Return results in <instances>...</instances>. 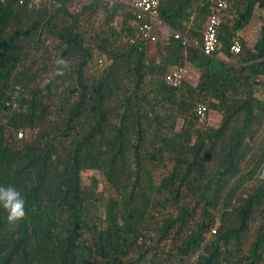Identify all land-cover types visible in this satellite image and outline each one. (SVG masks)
I'll list each match as a JSON object with an SVG mask.
<instances>
[{
    "label": "trees",
    "instance_id": "obj_1",
    "mask_svg": "<svg viewBox=\"0 0 264 264\" xmlns=\"http://www.w3.org/2000/svg\"><path fill=\"white\" fill-rule=\"evenodd\" d=\"M73 1L0 0V186L26 200L15 230L0 208V264H264V0H225L211 56L214 0H160L155 41ZM175 65L195 79L168 85Z\"/></svg>",
    "mask_w": 264,
    "mask_h": 264
},
{
    "label": "built area",
    "instance_id": "obj_2",
    "mask_svg": "<svg viewBox=\"0 0 264 264\" xmlns=\"http://www.w3.org/2000/svg\"><path fill=\"white\" fill-rule=\"evenodd\" d=\"M42 0H28L30 4H37ZM160 0H119V2L131 9L135 15L134 23L137 33L151 41H155L157 36L154 32L153 22L156 21V8ZM228 8L225 0H214L212 13L209 15L206 25L202 33L201 51L206 56H211L219 46L217 38V28L223 21V16ZM148 18L149 21L143 22V18ZM174 38L186 41L179 33L174 32ZM240 42L237 38L232 40L230 52L238 54L240 52ZM185 78V66L175 65L170 68L165 81L173 88H179ZM197 121L199 123L207 122V109L203 104H198L195 108ZM19 136L21 133L18 134Z\"/></svg>",
    "mask_w": 264,
    "mask_h": 264
},
{
    "label": "clouds",
    "instance_id": "obj_3",
    "mask_svg": "<svg viewBox=\"0 0 264 264\" xmlns=\"http://www.w3.org/2000/svg\"><path fill=\"white\" fill-rule=\"evenodd\" d=\"M56 64L60 66L57 75H63V70L69 65L66 61L58 59ZM256 179L264 182V166L257 172ZM26 200L20 191L14 186H0V208L6 213V224L10 230H15L26 217Z\"/></svg>",
    "mask_w": 264,
    "mask_h": 264
},
{
    "label": "rangeland",
    "instance_id": "obj_4",
    "mask_svg": "<svg viewBox=\"0 0 264 264\" xmlns=\"http://www.w3.org/2000/svg\"><path fill=\"white\" fill-rule=\"evenodd\" d=\"M91 0H74L72 5L70 6L71 11H77L82 6L86 5L89 3ZM110 2L113 1H119V0H109ZM262 12L259 9H255L252 17L249 20V23L245 26V28L240 32L239 35H241L245 41H247L248 44L252 45L253 42L256 40L257 35H258V30L260 27V18H261ZM153 28L154 32L157 36V38H161L162 36H166L164 29L161 26V23L158 21L153 22ZM186 74H185V79L189 80H194L197 72L192 69L189 65L186 66ZM210 115V117H209ZM208 115L209 118V124L216 126L219 122V116L216 113L211 112Z\"/></svg>",
    "mask_w": 264,
    "mask_h": 264
},
{
    "label": "crops",
    "instance_id": "obj_5",
    "mask_svg": "<svg viewBox=\"0 0 264 264\" xmlns=\"http://www.w3.org/2000/svg\"><path fill=\"white\" fill-rule=\"evenodd\" d=\"M161 26H162V28L164 29V32H165V34H167V32H168V29L164 26V25H162L161 24ZM187 65H185V74H186V67ZM192 68V67H191ZM193 69V68H192ZM209 117H210V115H209ZM207 122H209V118L207 119Z\"/></svg>",
    "mask_w": 264,
    "mask_h": 264
}]
</instances>
